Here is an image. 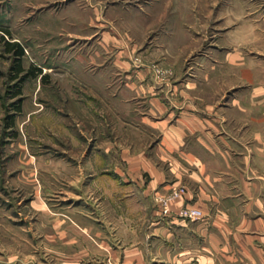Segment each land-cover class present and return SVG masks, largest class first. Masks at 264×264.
I'll return each mask as SVG.
<instances>
[{
    "label": "rangeland",
    "instance_id": "rangeland-1",
    "mask_svg": "<svg viewBox=\"0 0 264 264\" xmlns=\"http://www.w3.org/2000/svg\"><path fill=\"white\" fill-rule=\"evenodd\" d=\"M261 69L264 0H0V264H66L93 156L167 170L168 129L244 111Z\"/></svg>",
    "mask_w": 264,
    "mask_h": 264
},
{
    "label": "crops",
    "instance_id": "crops-1",
    "mask_svg": "<svg viewBox=\"0 0 264 264\" xmlns=\"http://www.w3.org/2000/svg\"><path fill=\"white\" fill-rule=\"evenodd\" d=\"M256 84L244 111L168 129L167 170L123 147L109 178L93 156L87 208L53 224L64 263L264 264V79ZM258 99L263 109L251 111ZM183 208L201 218H182Z\"/></svg>",
    "mask_w": 264,
    "mask_h": 264
},
{
    "label": "built area",
    "instance_id": "built-area-1",
    "mask_svg": "<svg viewBox=\"0 0 264 264\" xmlns=\"http://www.w3.org/2000/svg\"><path fill=\"white\" fill-rule=\"evenodd\" d=\"M180 216L182 218H187V219H199L201 218V213L196 210H190L185 208L180 212Z\"/></svg>",
    "mask_w": 264,
    "mask_h": 264
},
{
    "label": "trees",
    "instance_id": "trees-1",
    "mask_svg": "<svg viewBox=\"0 0 264 264\" xmlns=\"http://www.w3.org/2000/svg\"><path fill=\"white\" fill-rule=\"evenodd\" d=\"M16 55L17 56H21L22 55V50L18 49V52H17ZM15 70H16L17 74H21L22 73V68H21L20 63L16 64ZM25 77H28V76H25Z\"/></svg>",
    "mask_w": 264,
    "mask_h": 264
}]
</instances>
